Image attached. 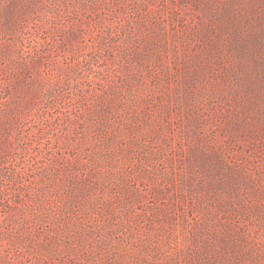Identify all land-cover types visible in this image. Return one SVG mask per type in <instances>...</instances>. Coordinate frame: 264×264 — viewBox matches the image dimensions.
I'll list each match as a JSON object with an SVG mask.
<instances>
[{
  "label": "rangeland",
  "instance_id": "obj_1",
  "mask_svg": "<svg viewBox=\"0 0 264 264\" xmlns=\"http://www.w3.org/2000/svg\"><path fill=\"white\" fill-rule=\"evenodd\" d=\"M0 264H264V0H0Z\"/></svg>",
  "mask_w": 264,
  "mask_h": 264
}]
</instances>
